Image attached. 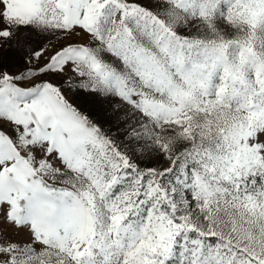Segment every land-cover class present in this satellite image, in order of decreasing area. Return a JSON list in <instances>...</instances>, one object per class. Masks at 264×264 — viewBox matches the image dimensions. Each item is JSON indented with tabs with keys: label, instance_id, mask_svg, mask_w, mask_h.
Segmentation results:
<instances>
[{
	"label": "snow or ice",
	"instance_id": "6c2138e0",
	"mask_svg": "<svg viewBox=\"0 0 264 264\" xmlns=\"http://www.w3.org/2000/svg\"><path fill=\"white\" fill-rule=\"evenodd\" d=\"M0 264H264V0H0Z\"/></svg>",
	"mask_w": 264,
	"mask_h": 264
}]
</instances>
